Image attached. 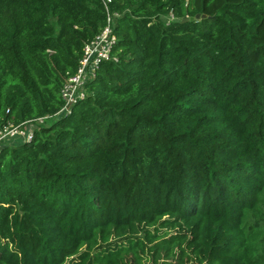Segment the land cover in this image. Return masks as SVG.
Returning a JSON list of instances; mask_svg holds the SVG:
<instances>
[{
  "label": "trees",
  "instance_id": "trees-1",
  "mask_svg": "<svg viewBox=\"0 0 264 264\" xmlns=\"http://www.w3.org/2000/svg\"><path fill=\"white\" fill-rule=\"evenodd\" d=\"M105 3L0 0V129L60 110L107 8L118 38L0 151V264H264V0Z\"/></svg>",
  "mask_w": 264,
  "mask_h": 264
},
{
  "label": "built area",
  "instance_id": "built-area-1",
  "mask_svg": "<svg viewBox=\"0 0 264 264\" xmlns=\"http://www.w3.org/2000/svg\"><path fill=\"white\" fill-rule=\"evenodd\" d=\"M111 2L112 0H106L108 4ZM107 15V24L104 29L94 39L85 43L83 57L79 61L77 70L72 74H67L65 78L60 90V97L63 102L60 110L54 115L29 120L19 125L12 121L2 125L0 129V151L4 145L15 139L30 142L39 127L46 125L47 121L58 120L70 115L73 107L89 96L88 85L96 78L102 62L118 60L113 55L114 47L118 42L114 31V17L110 15L108 8Z\"/></svg>",
  "mask_w": 264,
  "mask_h": 264
},
{
  "label": "rangeland",
  "instance_id": "rangeland-1",
  "mask_svg": "<svg viewBox=\"0 0 264 264\" xmlns=\"http://www.w3.org/2000/svg\"><path fill=\"white\" fill-rule=\"evenodd\" d=\"M174 17H173V14H171V17H170V19H173ZM153 230H154V228H153ZM119 238H115V237H113L112 239H111V241L109 242V243H111V242H114V241H116V240H118ZM120 241V240H119ZM121 244H123V242H119V245H121ZM104 246H106V245H104ZM112 247H114V245H112ZM83 250H86L85 248L83 249ZM97 251V252H96ZM101 250H99V248H95L94 249V251H93V253L94 254H96V253H99ZM74 260H69L66 264H72V262H73Z\"/></svg>",
  "mask_w": 264,
  "mask_h": 264
},
{
  "label": "water",
  "instance_id": "water-1",
  "mask_svg": "<svg viewBox=\"0 0 264 264\" xmlns=\"http://www.w3.org/2000/svg\"><path fill=\"white\" fill-rule=\"evenodd\" d=\"M206 18H207L206 15H200V14H198V15L195 17L196 20L206 19ZM192 20H193V19H192Z\"/></svg>",
  "mask_w": 264,
  "mask_h": 264
},
{
  "label": "crops",
  "instance_id": "crops-1",
  "mask_svg": "<svg viewBox=\"0 0 264 264\" xmlns=\"http://www.w3.org/2000/svg\"><path fill=\"white\" fill-rule=\"evenodd\" d=\"M17 140V139H16Z\"/></svg>",
  "mask_w": 264,
  "mask_h": 264
}]
</instances>
